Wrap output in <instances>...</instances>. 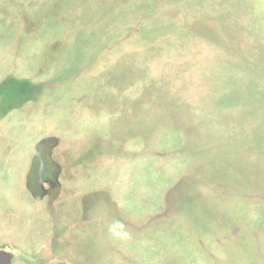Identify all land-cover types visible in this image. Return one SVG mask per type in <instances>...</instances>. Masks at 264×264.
Here are the masks:
<instances>
[{
    "label": "rangeland",
    "instance_id": "rangeland-1",
    "mask_svg": "<svg viewBox=\"0 0 264 264\" xmlns=\"http://www.w3.org/2000/svg\"><path fill=\"white\" fill-rule=\"evenodd\" d=\"M0 250L264 264V0H0Z\"/></svg>",
    "mask_w": 264,
    "mask_h": 264
},
{
    "label": "flooded vegetation",
    "instance_id": "flooded-vegetation-1",
    "mask_svg": "<svg viewBox=\"0 0 264 264\" xmlns=\"http://www.w3.org/2000/svg\"><path fill=\"white\" fill-rule=\"evenodd\" d=\"M48 171H49V165L44 162V167H43V171H42L43 174H42V176L36 174V181L34 183L39 189L42 188V186L44 185L45 182H50V183L51 182L52 183L53 182H56L55 181L56 172L55 171H52L51 174H47L46 172H48ZM47 175L49 177H47ZM39 176H40V178H39Z\"/></svg>",
    "mask_w": 264,
    "mask_h": 264
},
{
    "label": "water",
    "instance_id": "water-1",
    "mask_svg": "<svg viewBox=\"0 0 264 264\" xmlns=\"http://www.w3.org/2000/svg\"><path fill=\"white\" fill-rule=\"evenodd\" d=\"M12 254L0 250V264H11Z\"/></svg>",
    "mask_w": 264,
    "mask_h": 264
},
{
    "label": "crops",
    "instance_id": "crops-1",
    "mask_svg": "<svg viewBox=\"0 0 264 264\" xmlns=\"http://www.w3.org/2000/svg\"><path fill=\"white\" fill-rule=\"evenodd\" d=\"M41 11H43V10H41ZM31 16H29L30 17V19H34V21H35V17H36V15H32V14H30ZM31 25H33V23H31ZM31 29H33V26H31ZM62 170V169H61ZM60 175V174H59ZM57 180H59V179H57Z\"/></svg>",
    "mask_w": 264,
    "mask_h": 264
}]
</instances>
